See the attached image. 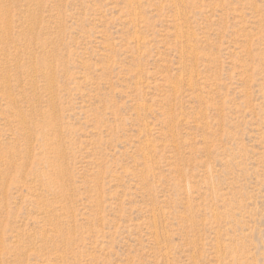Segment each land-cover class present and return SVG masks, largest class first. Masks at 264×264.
Masks as SVG:
<instances>
[{
    "label": "rangeland",
    "instance_id": "1",
    "mask_svg": "<svg viewBox=\"0 0 264 264\" xmlns=\"http://www.w3.org/2000/svg\"><path fill=\"white\" fill-rule=\"evenodd\" d=\"M0 264H264V0H0Z\"/></svg>",
    "mask_w": 264,
    "mask_h": 264
}]
</instances>
